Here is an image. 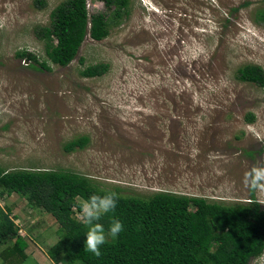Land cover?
Masks as SVG:
<instances>
[{"label":"rangeland","instance_id":"1","mask_svg":"<svg viewBox=\"0 0 264 264\" xmlns=\"http://www.w3.org/2000/svg\"><path fill=\"white\" fill-rule=\"evenodd\" d=\"M62 1L0 0V167L72 171L139 197L255 200L264 210V84L238 79L247 65L264 78V0H129V15L101 40L86 35L67 66L16 56L44 58L36 33ZM87 6L107 12L104 0ZM96 63L108 64L102 75H80ZM81 136L84 147L64 149ZM0 206L27 241L22 264H66L48 254L59 237L51 213L16 193ZM249 264H264V253Z\"/></svg>","mask_w":264,"mask_h":264},{"label":"trees","instance_id":"2","mask_svg":"<svg viewBox=\"0 0 264 264\" xmlns=\"http://www.w3.org/2000/svg\"><path fill=\"white\" fill-rule=\"evenodd\" d=\"M104 2L107 12L94 15L87 0L60 2L50 13V24L36 33L43 41L44 58L25 49L16 56L46 70L51 69L49 63L67 66L86 35L101 40L112 23L130 13L129 0ZM107 68V63L90 64L80 75L100 76ZM257 71L256 65L240 67L238 79L264 84L263 77L254 76ZM87 143L88 138L81 136L68 141L64 149L72 151ZM12 193L25 197L31 208L51 213L58 222V240L48 250L58 263L249 264L264 253V210L255 200L225 204L168 191L139 197L100 188L88 176L72 171L0 167V198ZM92 207L96 210L90 212ZM18 228L0 206V244L13 240L0 251L3 264H22L28 257L27 241Z\"/></svg>","mask_w":264,"mask_h":264},{"label":"bare ground","instance_id":"3","mask_svg":"<svg viewBox=\"0 0 264 264\" xmlns=\"http://www.w3.org/2000/svg\"><path fill=\"white\" fill-rule=\"evenodd\" d=\"M37 77V76H36ZM4 100V99H3ZM12 100V99H11ZM7 116V115H6Z\"/></svg>","mask_w":264,"mask_h":264},{"label":"clouds","instance_id":"4","mask_svg":"<svg viewBox=\"0 0 264 264\" xmlns=\"http://www.w3.org/2000/svg\"><path fill=\"white\" fill-rule=\"evenodd\" d=\"M87 8H88V6H87Z\"/></svg>","mask_w":264,"mask_h":264}]
</instances>
